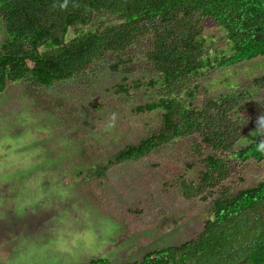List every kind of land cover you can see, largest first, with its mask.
Segmentation results:
<instances>
[{
	"label": "trees",
	"instance_id": "16d2710c",
	"mask_svg": "<svg viewBox=\"0 0 264 264\" xmlns=\"http://www.w3.org/2000/svg\"><path fill=\"white\" fill-rule=\"evenodd\" d=\"M1 37L0 93L25 84L56 136L72 142L70 157L81 158L83 169L102 176L188 138L201 141L191 144L193 151H207L188 167L198 171L196 180L178 186L186 200L209 204L206 215L198 213L202 231L129 264H264V180L251 187L225 183L238 168L264 164L258 150L264 138L244 143L252 124L244 110L264 89V0H0ZM250 65L262 75L244 72ZM239 73L248 87L230 81ZM99 87L112 99L139 95L129 115L155 122L146 138L102 161L86 156L104 132H113L92 130L88 122L94 120L88 108L103 113L99 101L89 103ZM41 90L51 94L44 103L35 93ZM71 91L91 97L81 104ZM64 109L77 123L61 118Z\"/></svg>",
	"mask_w": 264,
	"mask_h": 264
},
{
	"label": "rangeland",
	"instance_id": "374dc122",
	"mask_svg": "<svg viewBox=\"0 0 264 264\" xmlns=\"http://www.w3.org/2000/svg\"><path fill=\"white\" fill-rule=\"evenodd\" d=\"M3 42L4 37H1L0 46ZM243 69L244 72L246 69L252 75H262V71L255 65L246 66ZM230 81L239 89L243 85L248 87V81L242 73L231 77ZM114 82L116 81L114 80ZM13 86L15 88L0 93V122L11 123L14 120L15 112L21 108H28L34 114L42 116L43 123L49 124L45 121L44 110L34 102L33 95L28 94L25 84L19 83ZM94 90L96 93L93 95L98 96L97 100L91 99L89 103L94 104L99 101L102 104L103 113L95 111L96 107H87L90 109L87 112L88 115L90 113L94 117V120L88 121L89 125L93 127L92 130H102L106 118L113 112L117 114L116 122L120 120L119 123L115 122V126L112 127L113 132H104L103 139L92 143L86 156L102 161L112 152H118L121 149L120 146L137 144L154 130L153 116L129 115L131 109L129 103L132 100L135 103L141 101L139 95L130 94L129 99H112V97H116L111 95L112 92H104L100 87ZM35 93L41 94L42 102L47 101L46 99L51 96L43 90L35 91ZM84 94L79 96L71 91L70 98L82 100L81 104H83L91 97L90 93H87L85 97ZM61 100L65 102L64 99ZM73 104V101H68V105L72 108ZM68 110L70 109H64L58 113L61 118L69 117L67 124L71 126V123H77L78 117L73 114L74 119L71 116L72 113L67 115L69 114ZM244 112L248 122L252 123L248 124L249 128L246 133L251 132L244 143L248 144L264 138V136L252 135L256 131L260 113L264 114V89L258 90L250 107ZM79 119L81 120V118ZM50 125L53 127V122H50ZM53 129L55 132L57 131L54 127ZM19 131L20 129H16L17 134ZM194 141L198 142L194 144L201 145L198 137L188 138L183 141L184 143L165 147L160 152L142 158L137 163H125L107 169L102 176H97L89 169H83L81 166L85 163L81 161V158L78 163L72 159L73 157L59 161V167L70 174L71 182L75 185L77 200L90 205L99 214L111 217L118 226L107 246L95 255L80 257L79 264H88L92 260H106L109 264L138 262L153 250L179 246L195 238L202 231V217L198 213L205 210L206 215L209 204L199 200H186L178 191L181 180L193 179L195 181L198 176L196 169L188 168L193 162L194 155L196 160H200L198 157L207 152L203 150V146H200L198 153L193 151L190 146ZM44 147L48 150L50 158H57L55 142L48 141ZM263 180L264 164L253 162L243 170L236 169L225 183L228 186L251 187ZM50 215L51 213H39L36 216H28L14 222L12 227L37 230L49 219Z\"/></svg>",
	"mask_w": 264,
	"mask_h": 264
},
{
	"label": "clouds",
	"instance_id": "9594fccd",
	"mask_svg": "<svg viewBox=\"0 0 264 264\" xmlns=\"http://www.w3.org/2000/svg\"><path fill=\"white\" fill-rule=\"evenodd\" d=\"M13 115L11 123L0 122V264H79L80 257L107 246L118 226L77 200L70 174L59 167L60 160L71 156L72 142L56 136L28 108ZM116 119L111 113L102 130L114 127ZM252 135L264 136V115ZM53 138L56 159L44 147ZM258 150L264 152V140ZM39 213H51L39 229L12 227Z\"/></svg>",
	"mask_w": 264,
	"mask_h": 264
}]
</instances>
